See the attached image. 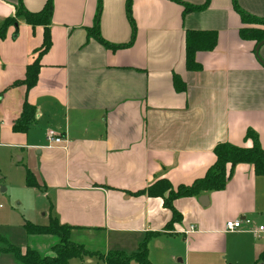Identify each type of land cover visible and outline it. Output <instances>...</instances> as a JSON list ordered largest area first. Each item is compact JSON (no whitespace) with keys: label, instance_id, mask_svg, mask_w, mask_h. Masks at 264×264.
Here are the masks:
<instances>
[{"label":"crops","instance_id":"crops-1","mask_svg":"<svg viewBox=\"0 0 264 264\" xmlns=\"http://www.w3.org/2000/svg\"><path fill=\"white\" fill-rule=\"evenodd\" d=\"M22 2L34 12L45 0ZM125 2L101 0L99 32L113 45L132 38ZM236 3L264 18V0ZM16 4L0 0V25L15 15ZM96 7L97 0H53L51 44L28 90L11 84L24 78L43 27L18 18L0 39V145L26 151V166L43 187H33L37 210H44L40 220L55 215L71 226L72 240L82 231L101 233L109 250L132 253L146 240L150 264H264V175L252 165H235L221 190L174 199L181 218L171 226L160 196L135 194L159 179L191 184L214 162L216 144L250 146L249 129L264 149V42L255 51V41L239 37V28L252 24L241 20L232 0H210L187 13L173 0H131L132 43L111 49L87 35ZM187 29L217 32L216 46L195 54L198 71L185 68ZM173 73L184 91L174 89ZM24 100L34 106L35 121L13 131ZM48 129L64 142L49 147ZM237 218L240 228L226 230L225 222ZM41 236L48 235H31L17 247L49 253L50 236L48 243L32 242ZM9 254L0 264H15Z\"/></svg>","mask_w":264,"mask_h":264},{"label":"trees","instance_id":"trees-1","mask_svg":"<svg viewBox=\"0 0 264 264\" xmlns=\"http://www.w3.org/2000/svg\"><path fill=\"white\" fill-rule=\"evenodd\" d=\"M182 5L183 13L200 11L207 7L210 0H204L201 4H192L183 0H173ZM131 0H126L125 10L126 15L132 25V38L134 32V23L130 9ZM234 10L239 14L242 21L249 26L239 28L238 35L243 40H253L255 44L264 39V18L257 17L243 11L236 0H232ZM53 10V0H45L42 8L39 11H28L22 2L17 0L15 5V15L7 17L0 25V39L5 36L8 26L16 25L17 19L22 18L25 23L32 27H43V41L36 49L33 60L26 65L24 78L15 80L11 86L24 85L26 90L33 87L37 81L38 70L40 67V57L46 52L51 44L49 26ZM101 13V0H97L96 12L92 27L86 28L88 37L94 38L99 43L115 49L125 45H130L131 41L123 45H113L104 40L99 32V16ZM185 40V68L190 71H198L201 65L195 59V54L198 51H210L217 43V32L214 30H196L187 29L184 32ZM173 86L176 91H184L186 84L178 76L172 75ZM35 108L27 100L22 103V110L19 117L13 122V131H25L35 121ZM245 139L251 140L250 146H240L230 142H220L213 148L215 160L208 167L204 176L195 179L191 184H179L173 187L166 179H159L149 185L145 190H139L135 194L146 192L149 196H160L163 199V204L170 209L172 216L167 226H171L174 222L181 218L174 206L173 201L178 197L197 196L208 191L221 190L225 187L230 178L233 168L239 163H246L253 166L254 173L264 175V149L261 146L256 132L249 129L246 131ZM25 185L43 189L35 179L33 173L25 168ZM23 229L28 235H48L52 238L49 253H42L34 247H26L22 252L17 246L9 244L0 246V252L11 253L14 257L15 264H70L73 258H84L92 251L86 250L83 245L71 239V226L59 223L55 215L49 214L48 221L45 224H34L29 221H24ZM4 238L0 235V241ZM105 264H129L130 261H135L137 264H150L147 257L146 240L139 243L138 249L132 253H124L119 250L108 251L106 255H100ZM263 260V255L260 259ZM256 263V262H255ZM254 263V264H255Z\"/></svg>","mask_w":264,"mask_h":264},{"label":"rangeland","instance_id":"rangeland-1","mask_svg":"<svg viewBox=\"0 0 264 264\" xmlns=\"http://www.w3.org/2000/svg\"><path fill=\"white\" fill-rule=\"evenodd\" d=\"M19 157H22L21 160ZM27 157L26 151L21 153L15 152L13 149L0 145V188H5L3 191L0 190V235L4 238L0 241V246H7L9 244L21 246V243H28L31 235L25 233L22 225L27 219L38 224L47 222L46 218L40 220L43 216L39 214L43 213L44 210H40L39 212L37 210V207H39L37 206L39 202L36 193L37 189L25 185L23 171L25 168H29L26 166ZM29 170L33 171L30 168ZM33 219H38L39 222ZM46 237L49 238V236H41L32 239V242L37 245L46 241L48 243ZM72 237L74 240L78 239L77 241L86 250L93 253L82 259L73 258L70 264H105L100 255L104 256L111 250L106 248L101 233H96L92 230L82 231ZM6 254L0 255V259L3 257L6 259H9L8 257L11 258L9 253ZM10 261L6 260L5 263L9 264ZM129 264L136 263L132 260Z\"/></svg>","mask_w":264,"mask_h":264},{"label":"built area","instance_id":"built-area-1","mask_svg":"<svg viewBox=\"0 0 264 264\" xmlns=\"http://www.w3.org/2000/svg\"><path fill=\"white\" fill-rule=\"evenodd\" d=\"M46 142L49 147L58 146L61 145L64 142V139L62 138V135L58 132H56L53 129H48L46 131ZM241 219H234V220H228L225 222V229L228 231H234L241 226ZM245 222H248V220H245ZM263 226L258 227V231L262 230ZM193 229V226L190 228Z\"/></svg>","mask_w":264,"mask_h":264},{"label":"water","instance_id":"water-1","mask_svg":"<svg viewBox=\"0 0 264 264\" xmlns=\"http://www.w3.org/2000/svg\"><path fill=\"white\" fill-rule=\"evenodd\" d=\"M264 42V39H262L261 41H259L257 44H256V47H255V51L258 50V47ZM1 191L4 190V188H0ZM198 201L200 202L201 205H206L207 204V196L206 195H201L199 196L198 198Z\"/></svg>","mask_w":264,"mask_h":264}]
</instances>
